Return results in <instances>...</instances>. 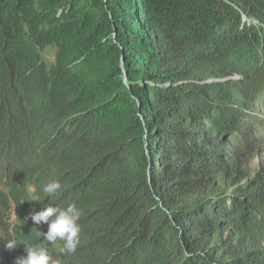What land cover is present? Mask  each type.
<instances>
[{
	"label": "trees",
	"instance_id": "obj_1",
	"mask_svg": "<svg viewBox=\"0 0 264 264\" xmlns=\"http://www.w3.org/2000/svg\"><path fill=\"white\" fill-rule=\"evenodd\" d=\"M262 70L264 0H0V264H264V174L212 187L245 176L223 139L264 151ZM49 203L80 209L74 252L26 220Z\"/></svg>",
	"mask_w": 264,
	"mask_h": 264
},
{
	"label": "rangeland",
	"instance_id": "obj_2",
	"mask_svg": "<svg viewBox=\"0 0 264 264\" xmlns=\"http://www.w3.org/2000/svg\"><path fill=\"white\" fill-rule=\"evenodd\" d=\"M55 54V47H48L43 53L45 61L47 63L54 62ZM258 76H260L259 78H264V70L260 71ZM256 78H258L257 75ZM259 88L260 91H263L264 79H261ZM259 105H256L253 111L264 118V105ZM249 126L255 130V134L264 133V119L261 124L256 123ZM240 127L244 129L243 126ZM242 133L245 135V131H242ZM240 136L242 137V135L240 134L238 138L231 136L223 139L222 145L225 150V154L223 155L224 160H230V162L235 163L236 170L241 174L245 173V176L237 179L235 182L229 181V183H226L223 180V175L220 174L216 177V180L212 184V187L218 195H224L228 197L235 196L238 198H242L245 201L246 198L250 195L251 183L254 181V178L259 176L260 174H264V151H260L258 149L255 151L252 149V147H247L246 141L242 140ZM262 138H264V136H262ZM250 150H253L252 153H254V156H247ZM260 162L262 165H260ZM32 192L33 190H31V193ZM249 213H251L252 216L255 215L253 212ZM255 213L259 214L257 215L258 218H256V221H252L249 219V221L247 222V227L245 226V229L256 230L257 228L264 226V214L257 211ZM250 222H253V224H251L252 227H250ZM243 232L247 233L246 231ZM228 237L233 236L230 233H226L225 238ZM244 237L245 236L241 237V242L249 252L255 251L256 249H264V240H258V238H254L252 240V238L250 237V235L248 236V234L247 238ZM239 239L240 238L238 237V243H240Z\"/></svg>",
	"mask_w": 264,
	"mask_h": 264
},
{
	"label": "clouds",
	"instance_id": "obj_3",
	"mask_svg": "<svg viewBox=\"0 0 264 264\" xmlns=\"http://www.w3.org/2000/svg\"><path fill=\"white\" fill-rule=\"evenodd\" d=\"M61 189L59 181H51L43 187V192L49 197L55 195ZM81 211L75 203L68 204L66 207H60L49 203L41 210L35 209L29 213L26 218L30 219L34 225H47V231L41 232L37 227H33L44 237V241L55 244L57 241H63L61 252H74L79 244L80 226L79 220ZM18 242L15 239L9 240L6 244L7 249L12 250L18 248ZM27 255L15 260V264H63V261L54 258L49 250L41 244L23 245Z\"/></svg>",
	"mask_w": 264,
	"mask_h": 264
}]
</instances>
